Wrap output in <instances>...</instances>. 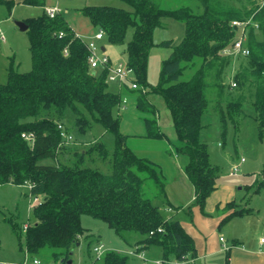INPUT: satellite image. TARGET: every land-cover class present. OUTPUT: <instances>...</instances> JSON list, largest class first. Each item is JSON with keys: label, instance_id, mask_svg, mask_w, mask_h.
I'll return each instance as SVG.
<instances>
[{"label": "trees", "instance_id": "16d2710c", "mask_svg": "<svg viewBox=\"0 0 264 264\" xmlns=\"http://www.w3.org/2000/svg\"><path fill=\"white\" fill-rule=\"evenodd\" d=\"M47 1L18 2L43 7L40 15L23 20L32 68L19 71L11 63L7 81L0 83V184L27 186L33 200L39 199L30 209L36 218L33 224L12 221L20 250L28 255L48 253L57 263L71 264V251L86 232L82 216L90 215L106 222L126 242L138 236L134 254L157 246L165 260L170 256L191 260L196 256L194 239L179 219L164 214L172 203L162 166L128 145L116 111L124 94L135 95L136 107L145 115V136L168 140V152L180 159L194 184V204L203 209L219 174L201 139L202 116L210 100H216L222 112L226 104L232 117L242 110L244 100H251L264 132V0H237L235 7H230L233 0H227L229 6L223 4L226 0H199L202 13L188 7L166 9L160 0H125L132 11L113 5L84 6L82 12L110 43L125 42L128 28H135L126 43V61L139 87L125 85L116 92L109 89L106 70L90 68L87 41L61 12L55 17L47 14ZM16 2L0 0L8 7ZM164 18L183 22L185 34L177 44L172 39L158 43L171 52L163 59L159 80L151 83L154 32L165 25ZM234 19H251L248 56L224 53L237 34L231 26ZM150 94L163 99L175 139L161 129L159 109ZM92 120L114 134L113 150L100 139H81L79 144L73 138V133H89ZM98 257L101 264H128V256L118 250L106 249Z\"/></svg>", "mask_w": 264, "mask_h": 264}, {"label": "rangeland", "instance_id": "374dc122", "mask_svg": "<svg viewBox=\"0 0 264 264\" xmlns=\"http://www.w3.org/2000/svg\"><path fill=\"white\" fill-rule=\"evenodd\" d=\"M160 3L166 9L188 7L195 13L204 12V5L199 0H160ZM47 4L48 7L57 4L69 24L86 41L93 40L99 29L93 25L90 17L82 12L81 8L84 6L113 5L133 10V7L125 0H48ZM223 4L229 6L227 0L223 1ZM234 4H237V0H233L231 4L233 6L230 5V7H235ZM42 12L43 7L41 6L25 5L18 2L12 7L0 4V83L7 81L11 63L19 71H28L32 68L28 33L26 30H21L17 22L24 20L27 16L40 15ZM163 21L165 25L156 28L154 32V41L157 44L152 48L148 66V80L151 83H156L159 80L163 59L168 57L171 52L170 47L158 43L162 40L172 39L173 43L177 44L185 34L183 22L172 18H164ZM134 30V27L128 28L125 42L121 44L110 43L105 39L98 44L100 46L104 44L106 48L104 53L113 62L125 61L127 58L126 43L132 38ZM188 72L187 69L186 73ZM226 80L228 82L229 78ZM231 87L236 88L237 86ZM109 89L117 91L113 83ZM126 96L128 102L116 111V114L121 116L120 130L128 135V144L136 147L140 154L148 152L151 156L161 155L163 153L162 145L167 143L170 147L168 140L137 136L146 132L145 115L137 109L135 95L126 94ZM150 98L159 109L158 123L161 129L169 138L175 139L173 121L163 99L156 94H150ZM230 114L226 104L223 105L222 112L216 100H210L202 116L201 139L208 145L211 161L219 168L217 184H220V187L231 186L234 190L236 202L230 203L227 208H235V210L250 208L252 214L249 215V222H247V218L243 225L240 218H237L236 221L240 223L239 226L242 225L241 227L245 231L251 232V237L261 241V238H264V132L260 131L259 123L256 120L257 111L251 100L243 101L242 110L238 114H234L233 117ZM75 137L78 138L79 144L82 142L81 139L95 138L104 141L111 150L115 145L114 134L95 120L91 121L89 133L85 136L73 133V138ZM150 143H153V146ZM146 156L148 155L144 157ZM171 156L175 157L181 165V161L176 155ZM242 158H244L243 161ZM101 163L99 164L100 168L106 171L107 165ZM235 165L239 166L238 171L232 173L231 170ZM165 180L168 185V179ZM173 197L176 199L170 198V200L176 205L181 204L179 202L185 199L180 194ZM34 204L27 186L0 184V264H13L24 260L26 253L19 248L18 239L12 229V221L20 224L28 222L33 224L36 218L30 209ZM194 206L193 204L187 206L182 215L185 213L189 215ZM166 210L164 209L165 216L170 217L171 214H168ZM189 216L191 218V215ZM82 223L86 232L72 249L71 264H101L102 257H98L94 251V247L99 243L104 244L107 250H118L127 255L128 264H156V260L163 261V264H181L173 256L165 260L157 246L144 249L140 253L143 254L142 259L133 256L131 254L135 252L133 248L138 236L134 235L129 242H126L106 222L90 215H83ZM24 241L23 237L22 243ZM127 251H130V254ZM34 256L42 264H57L48 253L29 254L31 259Z\"/></svg>", "mask_w": 264, "mask_h": 264}, {"label": "crops", "instance_id": "0c3cea01", "mask_svg": "<svg viewBox=\"0 0 264 264\" xmlns=\"http://www.w3.org/2000/svg\"><path fill=\"white\" fill-rule=\"evenodd\" d=\"M16 1L20 2L21 0ZM103 40H99L98 42ZM101 47L105 52L106 48L104 44ZM115 87L117 91L120 90L117 85ZM137 136L144 137L145 134ZM150 144L153 146V143ZM130 147L139 156L142 155L144 157L148 155L146 156L147 158L162 166L165 177L169 181L168 185H166V194L168 200L172 203V206L167 208L166 212L171 214L172 217H181L177 219L181 221L195 242L196 256L191 258V264H264V238H261V241L255 240L253 236L251 237L249 230L245 231L241 227L246 218L247 222H249V215L252 214L251 209L248 208L242 213L233 215L232 213L235 211V208H227L230 203L236 202L235 193L231 186L220 187V184H216V189L207 198L204 208L201 209L200 206L194 204L196 198L194 184L177 159L168 152L169 146L167 143L161 147L163 153L161 155L156 154V156H151L148 152L140 154L136 147ZM176 194L185 197L184 200L179 202L181 203L179 205L170 200V198L176 199L173 197ZM192 204L195 206L190 211L191 213H189L191 218L187 213L182 215L185 208ZM237 218L243 221L241 226L236 221L238 220ZM220 237H224V241L229 247L228 249H224ZM131 255L143 258L142 254ZM178 262L186 264L185 261ZM156 264H163V261L156 260Z\"/></svg>", "mask_w": 264, "mask_h": 264}, {"label": "built area", "instance_id": "2783aa9c", "mask_svg": "<svg viewBox=\"0 0 264 264\" xmlns=\"http://www.w3.org/2000/svg\"><path fill=\"white\" fill-rule=\"evenodd\" d=\"M46 12L50 17H55L57 14H59L61 9L57 5H53L46 8ZM251 22V19L247 20H240V19H234L231 22V26L234 27L237 30V34L235 38L232 40V43L227 46V48L224 49V53L237 56H248L250 54V50L248 46L246 45L247 41V32L248 27ZM255 27H258V24L253 23ZM104 31L102 29H99L96 35L94 36V39L91 41H87V47L89 50L88 55V62L91 69L94 71L97 70H106L107 75V81L109 83L116 84L119 89H122L123 86L128 85L130 88L136 89L139 87L137 82L134 80V72L133 69L128 65V62L125 61H118L113 62L111 58L104 53L102 50V47L98 44L99 40H102L104 38ZM232 86L236 85V82L234 80H231ZM128 102V97L126 94L122 97V103L121 106L124 107L125 104ZM61 127V126H60ZM65 137H67L69 140L72 139L71 135H66L65 132L62 133ZM24 137H28L26 134H23ZM31 137V136H30ZM244 158H242V161ZM239 166L235 165L233 169L231 170L232 173H236L238 171ZM38 198H34L33 202H38ZM27 227V224L25 228ZM220 240L223 242L224 249H228V245L224 241V237H220ZM264 240V239H263ZM94 251L96 252L97 256H101L105 253L106 248L104 244L99 243L97 246L94 247ZM186 264H191V260L185 261ZM13 264H42L41 261L36 257H32V259L29 257V255L26 253L24 260L20 262H15ZM60 264V263H57Z\"/></svg>", "mask_w": 264, "mask_h": 264}, {"label": "water", "instance_id": "95a60500", "mask_svg": "<svg viewBox=\"0 0 264 264\" xmlns=\"http://www.w3.org/2000/svg\"><path fill=\"white\" fill-rule=\"evenodd\" d=\"M17 25H18V27L21 29V30H27V28H28V25H27V23L25 22V21H18L17 22ZM71 253H72V251H71ZM72 262V260L70 259L69 260V263H71Z\"/></svg>", "mask_w": 264, "mask_h": 264}]
</instances>
